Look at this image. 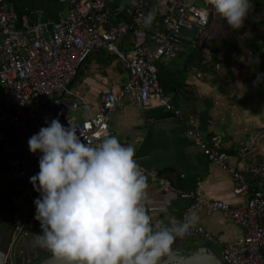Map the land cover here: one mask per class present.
I'll list each match as a JSON object with an SVG mask.
<instances>
[{
	"label": "built area",
	"instance_id": "built-area-1",
	"mask_svg": "<svg viewBox=\"0 0 264 264\" xmlns=\"http://www.w3.org/2000/svg\"><path fill=\"white\" fill-rule=\"evenodd\" d=\"M67 9L55 21H38L39 11L18 15L8 0H0V185L11 187L14 232L26 222L23 232L40 224L34 217V201L40 198L30 178L40 171V152L33 154L28 140L58 119L64 127L78 129L85 144H99L110 136V118L123 109V102L142 109L161 107L172 111L186 128V137L216 166L230 173L236 182L235 196H247L244 206H234L203 197L200 187L182 191L158 172L139 166L162 194L187 201L179 222L195 207L198 216L215 212L243 230L240 244L219 241L224 264H264V158L247 169L255 179L247 178L227 164L221 147V135L205 138L184 118L182 111L170 104L159 81L157 64L170 61L182 51L183 32L193 37L203 35L209 24L207 0H57ZM152 11L155 20L148 28L143 17ZM132 37L131 51H121V42ZM192 39V45L194 46ZM93 51L116 56L128 70V81L118 91H107L100 98L97 111L81 121L75 118L89 105L71 86L77 73ZM210 57H208V60ZM218 67V66H217ZM200 77V74H198ZM46 121L48 123H46ZM241 150L254 147L255 138ZM213 235L193 227L185 236Z\"/></svg>",
	"mask_w": 264,
	"mask_h": 264
},
{
	"label": "crops",
	"instance_id": "crops-1",
	"mask_svg": "<svg viewBox=\"0 0 264 264\" xmlns=\"http://www.w3.org/2000/svg\"><path fill=\"white\" fill-rule=\"evenodd\" d=\"M8 1L18 15L30 10L39 11L41 14L36 20L42 22H53L67 13L66 7L57 0ZM129 1L131 0H121L124 3ZM204 33L196 37L187 32L182 33V51L174 59L161 60L157 64L159 85L169 98L170 104L180 109L190 126L203 137L221 135V147L226 152L228 166L245 176L248 184L253 187L255 179L248 176L247 169L264 158V87L252 82H242L236 96L234 90L223 94L195 63L197 59L193 55V49L196 48L198 39L208 41ZM213 36L214 34L209 38ZM192 39L194 46L191 44ZM131 42L130 36L121 42L124 53L131 51ZM204 51L209 61L210 53L206 48ZM115 58L118 64L114 61ZM128 77V70L116 56L93 51L80 67L71 86L89 105L88 110L80 109L75 113V118L81 121L93 115L98 109L101 96L107 91L116 92L121 89L127 83ZM108 127L110 136L117 137L123 146L134 147L135 160L139 166L158 172L169 179L174 187L182 191L200 187L203 197L208 200L234 206L245 205L247 196H235L233 193L236 182L232 175L216 166L186 137L184 124L172 111L161 107L136 108L124 101L122 111L110 118ZM255 135L258 136L255 138L254 147L242 153L241 150ZM11 194V187L2 183L0 231L7 225L8 234L11 231L8 228L9 221L13 222ZM186 203L187 201L174 195L160 193L154 184L148 186L145 208L154 227L156 224L161 227L168 226L173 220L179 222ZM194 227H201L213 236L206 238L191 235L177 239L175 243L184 245L190 253L204 247L220 256L219 241L236 245L243 239V230L219 212L211 216L199 215ZM31 228H34L33 231L30 233L28 229L27 235L16 246V264H41L52 255L50 251L32 243L34 234L41 233V225ZM7 238V243H10L14 237L12 235L10 238L8 235Z\"/></svg>",
	"mask_w": 264,
	"mask_h": 264
},
{
	"label": "clouds",
	"instance_id": "clouds-1",
	"mask_svg": "<svg viewBox=\"0 0 264 264\" xmlns=\"http://www.w3.org/2000/svg\"><path fill=\"white\" fill-rule=\"evenodd\" d=\"M207 2L233 29L242 27L252 7L250 0ZM154 20L149 11L143 26ZM69 125L52 119L28 140L33 154H43L39 173L30 178L41 194L34 201L41 233L32 243L50 251L56 264H161L198 222L195 207L182 222L154 227L145 208L148 178L134 147L115 136L85 144Z\"/></svg>",
	"mask_w": 264,
	"mask_h": 264
},
{
	"label": "trees",
	"instance_id": "trees-1",
	"mask_svg": "<svg viewBox=\"0 0 264 264\" xmlns=\"http://www.w3.org/2000/svg\"><path fill=\"white\" fill-rule=\"evenodd\" d=\"M250 3L252 7L242 27L233 29L230 26L229 30L226 19L209 5V24L204 33L208 41L198 39L193 49L199 70L210 77L223 94L234 90L236 96L242 82L264 87V0H250ZM214 16L220 21L219 30L211 26ZM213 34V38H209ZM205 48L211 56L209 61Z\"/></svg>",
	"mask_w": 264,
	"mask_h": 264
},
{
	"label": "water",
	"instance_id": "water-1",
	"mask_svg": "<svg viewBox=\"0 0 264 264\" xmlns=\"http://www.w3.org/2000/svg\"><path fill=\"white\" fill-rule=\"evenodd\" d=\"M26 222L22 229L15 235L11 243H7V236L4 231H0V264H15L16 246L24 237V230ZM6 236V238H5ZM6 239V242L4 241ZM41 264H56V261L51 255L45 259ZM161 264H224L221 256L215 254V251L206 248H200L196 252L190 253L184 245L179 246L173 244L172 250L161 260Z\"/></svg>",
	"mask_w": 264,
	"mask_h": 264
},
{
	"label": "rangeland",
	"instance_id": "rangeland-1",
	"mask_svg": "<svg viewBox=\"0 0 264 264\" xmlns=\"http://www.w3.org/2000/svg\"><path fill=\"white\" fill-rule=\"evenodd\" d=\"M215 14V13H214ZM214 20L211 22L212 24H211V26L214 28V29H218V26L220 25V21L217 19V17H215L214 16V18H213ZM227 27V30H229L230 29V25L227 23V25H226ZM219 30V29H218ZM121 51L122 52H125V50L123 49H121ZM115 62H116V64H118L119 62L116 60V58H115V60H114ZM124 72V71H123ZM124 74L126 75L127 73L126 72H124ZM33 229L34 228H29V231H30V233L33 231ZM15 235V234H14ZM15 237V236H14ZM191 253H193V252H191ZM194 254V253H193Z\"/></svg>",
	"mask_w": 264,
	"mask_h": 264
},
{
	"label": "flooded vegetation",
	"instance_id": "flooded-vegetation-1",
	"mask_svg": "<svg viewBox=\"0 0 264 264\" xmlns=\"http://www.w3.org/2000/svg\"><path fill=\"white\" fill-rule=\"evenodd\" d=\"M12 223H13L12 220L9 221V224H10V225H8V228L11 229V231H12V232L9 231L10 234H8V231H7V229H6L7 225H4L5 227H3V228H4V230H3V231H4V235H6V236L9 235L10 238H11L12 235H13V237L16 235L15 232H14V227L12 226ZM14 234H15V235H14ZM6 236H5V238H6ZM5 242H6V241H5ZM10 243H11V242H10ZM10 243H9V244H10ZM16 260H17V259L15 258V264H16Z\"/></svg>",
	"mask_w": 264,
	"mask_h": 264
}]
</instances>
